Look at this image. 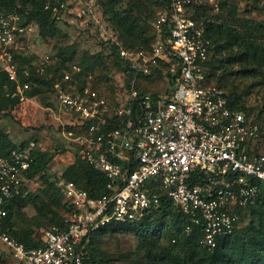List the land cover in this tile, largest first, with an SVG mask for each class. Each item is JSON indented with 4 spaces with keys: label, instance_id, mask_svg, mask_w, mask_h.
I'll list each match as a JSON object with an SVG mask.
<instances>
[{
    "label": "built area",
    "instance_id": "built-area-1",
    "mask_svg": "<svg viewBox=\"0 0 264 264\" xmlns=\"http://www.w3.org/2000/svg\"><path fill=\"white\" fill-rule=\"evenodd\" d=\"M164 1V0H163ZM228 0H165L157 10V42L151 51H130L119 45L121 57L137 74H167L164 95L139 94L113 106L91 84L67 89L58 81L53 100L63 119L64 134L75 145L80 160L108 179L98 198L73 181H63L62 193L71 213L64 225L38 229L41 245L29 248L6 225L7 203L26 194L35 142L0 155V240L11 254V264H93L86 243L111 223L142 221L168 195L188 219L186 232L201 228L200 243L209 249L233 233L254 206L264 185V143L249 110L233 108L226 92L210 83L207 65L212 42L203 24L193 17L196 7L219 12ZM75 0H49L56 23L74 12ZM90 7L78 11L83 16ZM32 31L17 11L0 12V70L14 86L12 98L29 100L31 82L20 78L19 57L27 56ZM51 62L47 55L23 70L42 75ZM166 66L167 70L162 67ZM64 70V80L74 73ZM136 101L137 110H134ZM112 125H116L115 127ZM158 190L161 192L159 193Z\"/></svg>",
    "mask_w": 264,
    "mask_h": 264
},
{
    "label": "rangeland",
    "instance_id": "rangeland-1",
    "mask_svg": "<svg viewBox=\"0 0 264 264\" xmlns=\"http://www.w3.org/2000/svg\"><path fill=\"white\" fill-rule=\"evenodd\" d=\"M19 1L21 5L24 0ZM132 1L120 0V10H126ZM143 1L148 8V18L144 26L149 41L141 46H130L120 39L118 32L104 16L106 0H75L74 12L65 13L66 20H61L57 24L58 32L49 38H42L39 24L35 19L30 22L32 31L27 48L30 65L33 62H40L47 55L51 60L45 74L39 75L34 70L31 71V87L33 90L40 88L41 91L37 95H29L27 101L13 104L6 95L9 84H3L0 77V130L15 146L24 142H35L39 144L41 151H47L53 156L45 173L28 177L26 195L18 205L20 207V212L17 213L19 215L18 224L21 228H30L35 240L39 238V227L29 219L37 216L35 204L38 206L41 199L47 201L44 190H58L60 199L56 210L64 220L71 213L62 193L63 181H67L62 174L69 165L79 159L74 143L64 134L63 119H59L60 112L53 100L51 80L60 77L68 64L72 66V70L76 71L74 67L78 68L79 60L86 58L92 69L89 84L99 86L97 90L99 92L102 90L113 106L127 101L129 89L134 84L158 95H164L167 92L168 78L162 70H157L152 75L146 76L147 78H137L135 81L129 63H124L123 69L116 65L118 61L124 62L118 50L119 45L134 52L151 51L157 42L155 14L159 9L157 6L159 0ZM228 2L235 3L236 10L230 13L231 16L264 21V0H228ZM88 5L91 6L90 12L83 16L78 15L77 12L87 8ZM229 12L226 10L214 12L208 9L202 22L205 19L216 22L217 16L225 17L229 15ZM113 46L116 48H112ZM70 47H74L73 58L62 62L61 53L66 52L70 55L72 51ZM99 53L103 55L105 65L91 58ZM227 53L224 48L212 49L211 60L207 65L210 83L222 86L228 92L233 90L241 94L244 108L255 114L259 121L264 103V72L249 75L241 72L239 74L243 67L241 64L236 62L226 65L223 63ZM162 69L167 70L166 66ZM49 218H53V215ZM253 219L251 212L246 214L241 227L249 226ZM44 222H50V220L45 219L41 223ZM170 244L169 237L166 235L160 241L158 248L159 250L168 248ZM149 245L147 238L142 239L136 233L116 231L93 234L86 243V249L89 254L100 261V264H155L156 260L147 256L148 249L145 248ZM11 262L10 252L0 240V264H11Z\"/></svg>",
    "mask_w": 264,
    "mask_h": 264
},
{
    "label": "trees",
    "instance_id": "trees-1",
    "mask_svg": "<svg viewBox=\"0 0 264 264\" xmlns=\"http://www.w3.org/2000/svg\"><path fill=\"white\" fill-rule=\"evenodd\" d=\"M48 1L24 0L19 5V0H0V12L17 11L21 14L22 20L25 23H30L35 19L39 24L42 38L46 39L58 32V23L53 19L51 11L45 9V4ZM106 1L104 3V16L111 22L114 29L118 32L120 39L125 44L141 46V44L149 41L144 26V22L148 18V8L145 6L143 0H133L129 3L126 10H120V0ZM234 5L235 3L230 4L228 1L223 2L220 10L230 11L229 15L225 17L217 16L216 22L213 20L208 21L207 19L202 22L206 14L205 12L209 7H196L193 12V17L203 24L206 36L212 42V49L224 48L227 50L228 53L225 62H223L224 64H234L236 62L241 64L243 67L239 71V74L241 72L244 75L264 72V21L231 16L230 13L236 10ZM157 6L159 9L165 7V0L157 1ZM112 48L116 47L113 46ZM69 49L72 50L70 55H67L66 52L61 53L62 62L73 58L74 47H70ZM91 58L105 65L104 57L100 53L91 56ZM122 62L118 61L116 63L121 69L124 68V63L128 64L125 60ZM30 66V59L27 56L19 57L20 78L22 82L32 81V78L28 79L23 75V70ZM77 66L80 71L74 73V80L72 82L65 81L63 74L64 70H72L70 64L64 68L60 77L51 80L53 93L55 91L54 86L58 81L62 82L69 90L74 88L82 89L89 84L91 81L89 76L92 72L91 65L87 62L86 58H82L79 60ZM132 72V77L135 78V81L137 78H147L142 74ZM0 77L3 84H9L6 94L9 100L13 104L20 103L18 98L11 97L14 86L9 83L7 76L1 70ZM70 83H72L74 88L69 87ZM92 87L99 88L95 84ZM220 87L226 92L229 104L233 108L246 110L242 104L241 94L233 90L228 92L222 86ZM133 89H136L140 95L150 92L149 89L140 88L134 84L129 89V95ZM40 91V88L33 90L30 87L28 96L31 94L37 95ZM100 93L104 95L102 90ZM153 94L158 95L156 93ZM133 108L134 110L138 109L136 101L134 102ZM263 123L264 103L261 109L260 120L258 121L260 127L259 146L264 143ZM113 126L115 127L116 125ZM27 144L28 142H24L21 145L26 146ZM16 147L8 136L0 130V155L8 156ZM52 157L47 151L33 152L32 167L29 170L28 177L45 173ZM62 176L67 181H73L78 187L87 190L93 198L101 197L106 192L108 179L105 174L80 159H77L69 165ZM43 192L46 195L47 201L41 199L38 206L35 204L37 216L29 219V221H34V224L39 228L48 224L63 226L64 218L56 210L59 203L58 200L60 199L58 190L48 189ZM158 192L161 193L159 190ZM23 197L22 195L16 196L7 203L8 216L5 219V223L21 243L29 248L38 247L41 245V242L33 238V231L30 228H21L18 224L19 215L17 213L20 212L18 205ZM51 207L55 208L53 209ZM250 212L253 214L254 219L250 222L249 226L242 228L240 223L232 234L219 238L216 247L213 249L201 245L200 227H193L190 233L186 232V226L188 224L187 217L179 212L171 198L163 193H161V201L158 207L154 208L142 221L133 224L114 222L101 228L95 234L129 231L138 234L142 239L147 238L150 244L145 248L148 249L147 256L148 258L155 259V264H264V185L262 186L257 203L251 206L246 214ZM50 215H53V218H49ZM45 219H49L50 222L41 223ZM166 235L169 237L170 247L159 250L158 245ZM90 258L93 264H100V261L91 254Z\"/></svg>",
    "mask_w": 264,
    "mask_h": 264
},
{
    "label": "crops",
    "instance_id": "crops-1",
    "mask_svg": "<svg viewBox=\"0 0 264 264\" xmlns=\"http://www.w3.org/2000/svg\"><path fill=\"white\" fill-rule=\"evenodd\" d=\"M20 145H21V144H20ZM20 145H17V147L20 146ZM36 145H37V150H36V151H41V148H40L39 144L36 143ZM25 195H26V194H25ZM25 195H24V196H25ZM38 239H39V238H38Z\"/></svg>",
    "mask_w": 264,
    "mask_h": 264
}]
</instances>
